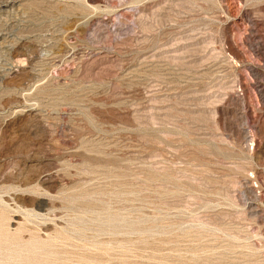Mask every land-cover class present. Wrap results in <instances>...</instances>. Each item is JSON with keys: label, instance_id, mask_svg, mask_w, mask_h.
Returning a JSON list of instances; mask_svg holds the SVG:
<instances>
[{"label": "rangeland", "instance_id": "374dc122", "mask_svg": "<svg viewBox=\"0 0 264 264\" xmlns=\"http://www.w3.org/2000/svg\"><path fill=\"white\" fill-rule=\"evenodd\" d=\"M0 264H264V0H0Z\"/></svg>", "mask_w": 264, "mask_h": 264}]
</instances>
